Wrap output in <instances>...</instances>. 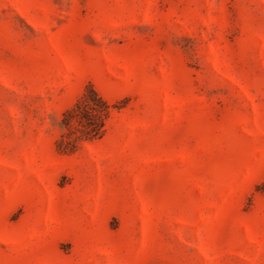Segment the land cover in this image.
Instances as JSON below:
<instances>
[{"label": "rangeland", "instance_id": "obj_1", "mask_svg": "<svg viewBox=\"0 0 264 264\" xmlns=\"http://www.w3.org/2000/svg\"><path fill=\"white\" fill-rule=\"evenodd\" d=\"M0 264H264V0H0Z\"/></svg>", "mask_w": 264, "mask_h": 264}, {"label": "trees", "instance_id": "obj_2", "mask_svg": "<svg viewBox=\"0 0 264 264\" xmlns=\"http://www.w3.org/2000/svg\"><path fill=\"white\" fill-rule=\"evenodd\" d=\"M111 114V104L93 88L63 113L61 123L65 131L60 141L64 149L74 147L79 139L101 137Z\"/></svg>", "mask_w": 264, "mask_h": 264}]
</instances>
